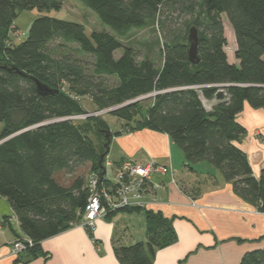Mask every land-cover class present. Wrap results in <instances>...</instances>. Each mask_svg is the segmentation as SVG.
<instances>
[{
	"label": "trees",
	"instance_id": "obj_1",
	"mask_svg": "<svg viewBox=\"0 0 264 264\" xmlns=\"http://www.w3.org/2000/svg\"><path fill=\"white\" fill-rule=\"evenodd\" d=\"M79 1L114 32L88 34L80 22L42 14L27 38L8 45L21 12H49L58 5L53 0H0V122L5 123L0 141L27 129L0 144V196L9 200L21 230L33 241L11 264L45 263L50 254L42 242L84 219L88 178L78 175L68 185L57 179L62 172L76 174L87 163L91 173L102 176L99 162L106 148L95 143L91 131L104 133L109 124L103 116L70 118L89 113L84 97L100 112L124 105L111 112L126 121L114 136L144 128L166 133L184 152L185 167L195 170L196 163L210 162L239 196L264 213V169L255 176L248 155L236 144L247 132L237 121L245 105L264 109V0ZM171 9L190 15L191 23L184 34H171L162 44L161 65L149 57L139 59L119 39ZM223 15L234 30L236 63L226 50ZM192 26L199 30L195 61L189 56ZM37 79L54 92L40 94ZM217 84H229L227 99L207 110L201 95L213 99ZM148 95L151 104L142 108L136 99ZM121 212H144L147 223L146 240L132 245L123 244L120 236L114 240L121 264H153L158 249L178 240L172 221L160 213L123 208L106 217ZM240 264H264V249L246 252Z\"/></svg>",
	"mask_w": 264,
	"mask_h": 264
},
{
	"label": "crops",
	"instance_id": "obj_2",
	"mask_svg": "<svg viewBox=\"0 0 264 264\" xmlns=\"http://www.w3.org/2000/svg\"><path fill=\"white\" fill-rule=\"evenodd\" d=\"M230 61L238 62L235 57ZM237 121L247 132L236 144L248 155L253 173L259 177L264 169V109L246 104ZM112 148L117 156L113 158L115 162L153 164V180L161 183L159 189L152 191L157 202L146 210L171 220L178 240L158 249L153 264H240L246 252L264 249V213L239 196L216 166V171L202 162L193 166L195 170L185 167L184 152L179 147L180 153L177 151L166 133L151 128L113 136ZM124 213L99 220L93 235L76 225L44 240L42 246L50 258L45 263L38 259L29 264H121L114 252V240L124 231L119 227ZM131 214L127 217L130 221L134 218ZM138 215L140 233L146 240V216L144 212ZM123 227L128 230V223ZM13 228L14 233L1 240L0 246L16 236L27 238L20 225L19 230ZM132 237L134 242L129 243L138 241L134 234ZM14 259L9 249H0V264H11Z\"/></svg>",
	"mask_w": 264,
	"mask_h": 264
},
{
	"label": "rangeland",
	"instance_id": "obj_3",
	"mask_svg": "<svg viewBox=\"0 0 264 264\" xmlns=\"http://www.w3.org/2000/svg\"><path fill=\"white\" fill-rule=\"evenodd\" d=\"M53 1H54L53 2L54 4L58 5V8L52 9L49 12L42 13L37 9H30V10L21 12L18 18L16 19V21L12 25V29L10 31V41H9V44L8 43L7 44L8 45L18 44L21 41H23L25 38H27L32 22L37 17L41 16L42 14H47V15L57 17L60 19H67V20H73V21L80 22L81 24H83L88 34H91L93 31H100V30L114 32L108 26L103 24V22L98 18V16L79 0H53ZM159 18H160L159 20L155 21L154 23H152L151 25L147 27H144L141 29H136V28L132 29L128 33L127 36L119 37V39L122 41L123 44L131 46L134 49L139 59H142L143 57H149L153 59L154 61H156L158 65H161L162 64V55H161L162 44L171 38V34H174L177 36L184 34L186 31L187 25L191 23V16L187 14H183V15L178 14V12H175L171 9V10L163 11V13L160 14ZM222 20L225 26V34L228 40L226 50H227V53H229L230 58L233 59L235 57V51L237 47L234 30L225 15L222 16ZM122 53H123V49L122 48L118 49L115 52V56L119 57L121 56ZM112 81H115V80H112ZM145 98L146 96L142 97V99H139L140 106L142 108L144 107L147 108L151 104V101H152V99L145 100ZM201 98L203 101L204 96L201 95ZM215 99L217 100L216 95L214 97V100ZM212 100L213 99H211V101ZM81 101L84 107L89 111V113L81 114L78 117H75L73 119H76L77 121H84L88 116H103L104 119L109 124V130H111V132L113 133L120 132L126 127V121L118 118L116 115L111 113L112 112L111 110L110 111L106 110L105 112L96 111V106L94 105L90 97H84L81 99ZM213 101L212 103L211 102L207 103L204 100L203 104L206 105L208 108H213V105H214ZM4 128H5V123L0 122V134L2 133ZM91 136L93 140L95 141V143L98 144L99 147H101L102 144L105 145L107 141L105 137V133H102L99 131L95 132L93 129L91 131ZM113 136L114 135H112V139H113ZM104 148L106 147L104 146ZM111 148H112V141L110 143V151L108 152V155L105 156V161L103 163L106 169V173L104 175L102 174V176L98 174L99 177L103 178L102 182H106L108 185L110 183L107 181L106 175H109L112 179H114L115 178L114 176L115 168L116 166L119 165V162H115L113 160V158L116 159L117 156L113 148L112 150ZM176 149L180 153V149L178 147ZM109 162L111 163V165H109L110 164ZM202 163L203 165H205V167L214 169V171H216L215 166L211 164L210 162L204 161ZM90 168H91V164L87 163L86 165L79 168L76 174L71 175L69 173L62 172L57 175V179L65 185L70 184L75 179V177H77L78 175H84L85 179L87 180L88 176L91 173ZM171 172L173 174L172 169H171ZM172 181H176V180L173 179ZM156 183L161 186V183L159 182H156ZM152 191L153 190L151 189L150 193L147 192V194L145 195L146 199L151 198V196L155 195L154 193H152ZM156 199L158 200L157 196H156ZM132 208H135V207H132ZM131 213H133L134 218L130 221L127 217L129 215H132ZM138 213H141V212H130V213L125 212L123 215L125 216V218H122L119 221V227H121L124 230L119 234V236L120 238H122L123 244L125 245L133 244V243H129V242H134L133 237H132L133 234L136 238H138L137 242L145 240L143 239L144 233L143 235L142 233H140L139 224L141 222L140 220L141 216L138 215ZM10 214H11V204L9 200L6 197L0 196V228H1L0 229V241L1 240L5 241L11 237L12 233H14L13 226L15 227L16 230H19L18 218L14 215V213L11 215ZM5 215H8V216H5ZM106 216L104 218H107ZM5 218L7 219L5 220ZM83 222H84V219L81 222L77 223L76 225L83 226L82 225ZM125 223H128V226H129L128 230L125 229L126 226L123 227ZM3 224H5L4 227H3ZM84 228L87 229V227H84ZM25 240H27V238L16 236L15 240L5 245L0 246V249L2 247H6L7 249H9L10 256L17 258L23 251L27 249L28 246H30V244H28ZM18 243H22L25 246V248L19 251V249L15 248L18 245ZM15 249L17 251H15Z\"/></svg>",
	"mask_w": 264,
	"mask_h": 264
},
{
	"label": "built area",
	"instance_id": "obj_4",
	"mask_svg": "<svg viewBox=\"0 0 264 264\" xmlns=\"http://www.w3.org/2000/svg\"><path fill=\"white\" fill-rule=\"evenodd\" d=\"M204 100L207 103H212L214 98L211 101L204 97L203 102ZM214 101V105L219 102L218 99ZM204 106L207 110L212 109L208 108L206 105ZM75 117L78 116L70 118L73 119ZM109 165H111V163ZM153 171V164H142L132 160H125L116 166L114 179L106 175L107 181L110 183L109 185L106 182H102L103 178L99 177L97 173H91L87 180L89 195L82 225L94 230L97 222L104 219L111 211L132 207L146 209L149 205L155 204L157 202L155 195L151 196V198H145V195L147 192L150 193L151 189L154 191L161 187L153 180ZM166 171L167 169L163 170L165 173ZM25 241L30 244V246L33 245L32 240L27 238ZM15 248L20 251L24 249L25 246L22 243H18ZM15 251L17 250L15 249Z\"/></svg>",
	"mask_w": 264,
	"mask_h": 264
},
{
	"label": "water",
	"instance_id": "obj_5",
	"mask_svg": "<svg viewBox=\"0 0 264 264\" xmlns=\"http://www.w3.org/2000/svg\"><path fill=\"white\" fill-rule=\"evenodd\" d=\"M189 42H190V48H189V56H190V59L191 61H195L196 58H197V53H198V43H199V30L196 26H192L190 28V31H189ZM36 84H37V90L40 94L46 96V95H49L51 93L54 92V90L46 83L40 81L37 79L36 81ZM217 87H219L220 89L218 90L217 94H216V98L219 100V101H223V100H226L227 99V94H226V87L229 86V84H217L216 85ZM146 97H149L146 96ZM139 99H142L141 98H138L136 100H139ZM133 102V101H131ZM130 102L126 103V104H129ZM124 106V105H122ZM122 106H118V107H115V108H112L110 109L111 111L117 109V108H120ZM109 110V111H110ZM108 111V110H107ZM101 112H105V111H101ZM43 125V124H42ZM27 129H23L21 131H18L12 135H10L9 137L3 139L0 141V144L18 134H20L21 132L25 131ZM103 132L105 133V137L107 139L106 143H105V147H106V151L104 153L101 154V159H100V162H99V166L100 168L103 170L102 171V174L104 175L106 173V169L104 167V161H105V156L106 154L110 151V143L112 141V132L110 130H103Z\"/></svg>",
	"mask_w": 264,
	"mask_h": 264
}]
</instances>
